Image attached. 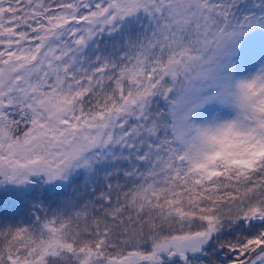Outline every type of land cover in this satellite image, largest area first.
Wrapping results in <instances>:
<instances>
[{"label":"snow or ice","instance_id":"obj_1","mask_svg":"<svg viewBox=\"0 0 264 264\" xmlns=\"http://www.w3.org/2000/svg\"><path fill=\"white\" fill-rule=\"evenodd\" d=\"M0 264H264V0H0Z\"/></svg>","mask_w":264,"mask_h":264}]
</instances>
